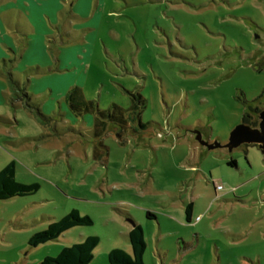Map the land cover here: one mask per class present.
I'll list each match as a JSON object with an SVG mask.
<instances>
[{"label":"rangeland","instance_id":"rangeland-1","mask_svg":"<svg viewBox=\"0 0 264 264\" xmlns=\"http://www.w3.org/2000/svg\"><path fill=\"white\" fill-rule=\"evenodd\" d=\"M21 1L0 0V13L14 8L17 15ZM22 3L35 30V0ZM74 6L61 16L75 24L78 38L62 50L64 33L55 29L57 43L44 49L55 72L72 66L58 92L78 86L101 109L128 108L133 94L141 95L148 127L130 122L121 131L108 122L94 137V113L71 114L57 92L44 90V74L28 77L36 61L45 64L43 49L19 51L25 39L13 31L15 52L8 54L18 58L17 78L59 129L71 126L83 136H46L54 128L20 99L0 100V169L13 161L17 181L38 184L33 193L0 199V264H41L87 236L98 238L88 264H110L114 248L131 255L134 224L143 230L144 264H264V153L256 144L225 146L249 106L264 107V0H91L90 6L74 0ZM6 27L0 22V32ZM4 69L0 93L8 92ZM198 134L220 145L208 148ZM73 210L92 223L29 245L32 234Z\"/></svg>","mask_w":264,"mask_h":264},{"label":"trees","instance_id":"trees-1","mask_svg":"<svg viewBox=\"0 0 264 264\" xmlns=\"http://www.w3.org/2000/svg\"><path fill=\"white\" fill-rule=\"evenodd\" d=\"M8 81L13 90V96L9 98L11 105L12 101L20 99L28 110L38 115L40 122L47 128H54V131L46 136H58L66 131H73L83 136L81 131L73 127L60 128L56 124L57 118L52 115H46L41 110L40 99L33 96L27 91L24 84H21L12 72H7ZM135 95V96H134ZM69 111L78 116L83 113L92 112L95 114L92 135L99 137L103 134L108 122L116 124L120 130H124L128 123L137 122L140 129L145 130L148 123L142 122L140 118V107L145 104L141 95L133 94L131 103L128 108H123L115 103H112L105 109L99 108L94 100L85 99L82 90L78 86H74L68 90L66 94ZM259 97L254 99L258 100ZM141 105V106H140ZM140 106V107H139ZM258 108L249 106V110L242 115L241 122L248 123L251 126L257 124L256 112ZM121 136L120 133L117 134ZM230 165H234L235 161L231 160ZM38 189L37 183H21L15 179V164L13 161L7 163L0 169V199H6L16 195H26L33 193ZM186 220L190 222L191 203L186 205ZM146 215H151L148 211ZM91 218L87 215H80L77 211H71L63 216L60 220L51 222L48 226L37 231L28 239L31 246H37L49 240L57 238L66 230L77 225L91 224ZM129 243L131 245V255L124 250L114 248L108 253V261L110 264H144L143 255L146 248L144 241L143 230L139 224L134 226L128 232ZM98 243L96 236H87L82 242L64 246L61 251L55 256H46L42 259L41 264H88L93 258V249Z\"/></svg>","mask_w":264,"mask_h":264},{"label":"crops","instance_id":"crops-1","mask_svg":"<svg viewBox=\"0 0 264 264\" xmlns=\"http://www.w3.org/2000/svg\"><path fill=\"white\" fill-rule=\"evenodd\" d=\"M23 1L24 0H22L21 3L19 4L20 6H22V9H20L19 6H17V10H18L17 15H14V8L12 10H9V13L6 12L5 15L0 13V22L5 21L6 24L9 25V27H6V30L4 29V32H0V34H2L1 35L2 37H0V40L2 43L4 42L3 43L4 46H1V43H0V75H5L4 68H6L7 70H10L9 72H12L14 76L17 78L15 71L19 70V66L16 65L17 64L16 61L18 60V58L14 56L9 57V54H8L10 51L13 53L15 52L13 51L14 48H12L13 39H15L14 38L15 35L11 34L14 31L15 34L22 36L25 39L22 43H20L21 50L19 51L23 52L25 48H27L29 45L30 47L31 46L40 47L41 49H43L42 51H38V54L42 52V57L44 58L43 60L45 61V64L43 65V67H40V65L42 64L36 61L37 65L36 67H30V72L28 73V77L31 74H39V75L44 74L43 75L45 76L44 90L45 88H49L51 92H54V91L57 92L60 95V97H62L61 99L62 101H64V105L66 103L68 107L66 94L68 90L71 89L72 87H68L66 90L62 92H58L57 85L59 82L65 80L67 76L65 71L70 69L72 66L64 63L63 64L64 68H61L58 70V72H55V70L53 69L55 66L54 62L52 59L48 57L44 49L48 46V43L51 41L57 43L56 41L57 38L55 39L57 35L56 33H54L55 29L62 31L65 35L64 36L62 34L64 37L63 36L60 37L61 44H64L65 46L61 48L62 50L67 47V45H65L66 43H71L78 38V35L75 33V31H72V28L75 27V24H72L71 22L67 21V19L61 16L62 14L65 13L67 7L71 12L76 10L74 6V0L72 2H70L69 0H65L64 8H63V3L61 2L62 0H35L34 5L36 6L35 10L38 16V18L35 19L38 23V27H36L35 30L33 29L34 27L31 24V19L28 13L24 10L25 4L22 3ZM90 5H91V0H89V6ZM60 23L63 25L62 30L60 29ZM14 24H16L18 28H21L20 25H22L24 28L19 29V30L17 29L13 30ZM6 79H7V85H8V92L5 91L4 89V91L2 90V92L0 93V100L2 102H7L9 98L11 97L10 94L13 93L12 87L7 78V74H6ZM17 80L21 84H24L23 82H21L20 77H18ZM27 82H30V79H27ZM66 105L64 106L65 109L67 108ZM43 110H44V107H43ZM68 111H69V108H68Z\"/></svg>","mask_w":264,"mask_h":264},{"label":"water","instance_id":"water-1","mask_svg":"<svg viewBox=\"0 0 264 264\" xmlns=\"http://www.w3.org/2000/svg\"><path fill=\"white\" fill-rule=\"evenodd\" d=\"M258 117L259 122L257 127H251L242 122L236 125L230 132L229 140L225 146L232 149L241 144H257L262 153H264V108L260 111ZM197 139L208 148H214L220 145L217 142L207 144L201 141L200 134L197 135Z\"/></svg>","mask_w":264,"mask_h":264},{"label":"flooded vegetation","instance_id":"flooded-vegetation-1","mask_svg":"<svg viewBox=\"0 0 264 264\" xmlns=\"http://www.w3.org/2000/svg\"><path fill=\"white\" fill-rule=\"evenodd\" d=\"M264 108V107H263ZM262 109H258V111L256 112V115H257V124L255 125V126H251L250 124H248V123H244V124H247V125H249V126H251V127H257L258 126V122H259V117H258V115H259V113H260V111H261ZM243 123V122H242ZM257 145V144H256ZM258 146V145H257Z\"/></svg>","mask_w":264,"mask_h":264},{"label":"built area","instance_id":"built-area-1","mask_svg":"<svg viewBox=\"0 0 264 264\" xmlns=\"http://www.w3.org/2000/svg\"><path fill=\"white\" fill-rule=\"evenodd\" d=\"M222 188H223V186L221 184H219V183L215 184V189L216 190H221Z\"/></svg>","mask_w":264,"mask_h":264}]
</instances>
